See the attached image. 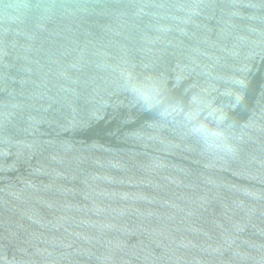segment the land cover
I'll use <instances>...</instances> for the list:
<instances>
[{"label": "water", "instance_id": "95a60500", "mask_svg": "<svg viewBox=\"0 0 264 264\" xmlns=\"http://www.w3.org/2000/svg\"><path fill=\"white\" fill-rule=\"evenodd\" d=\"M0 264H264V0H0Z\"/></svg>", "mask_w": 264, "mask_h": 264}]
</instances>
